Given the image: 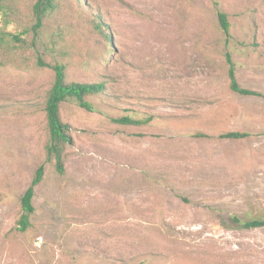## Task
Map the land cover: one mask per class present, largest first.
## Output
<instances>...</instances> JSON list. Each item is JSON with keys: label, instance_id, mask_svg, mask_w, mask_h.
<instances>
[{"label": "rangeland", "instance_id": "obj_1", "mask_svg": "<svg viewBox=\"0 0 264 264\" xmlns=\"http://www.w3.org/2000/svg\"><path fill=\"white\" fill-rule=\"evenodd\" d=\"M15 1L22 22L0 25V264H264V227L232 222L264 218V0H55L23 44L7 34L30 27L34 0ZM226 55L256 95L229 89ZM38 57L67 81L106 83L87 97L95 112L60 106L73 138L62 174L46 161L53 73ZM126 116L150 121L112 122Z\"/></svg>", "mask_w": 264, "mask_h": 264}, {"label": "trees", "instance_id": "obj_2", "mask_svg": "<svg viewBox=\"0 0 264 264\" xmlns=\"http://www.w3.org/2000/svg\"><path fill=\"white\" fill-rule=\"evenodd\" d=\"M55 10V0H34L30 6V27L18 34H7L10 39L16 43H25L22 34L32 32L37 36L38 32L44 26L49 14ZM87 14V13H86ZM92 14V13H91ZM90 23L94 28L100 31L103 36L107 37V33L103 30V23L99 17L94 14L88 15ZM22 22V12L15 0H0V25L8 26L12 24H20ZM218 27L222 33L228 35L230 23L226 13L217 12ZM4 35L0 31V46L4 43ZM110 44V43H109ZM35 46L34 43H31ZM227 79L229 89L240 95H256L255 92L240 87L236 80L235 69L230 60L229 55H226ZM38 67L48 68L53 73V81L46 93L44 99L43 113L45 115L46 127L48 131V141L45 146L46 161L54 160L55 170L57 173H63V156L64 148L72 146L73 138L70 134L71 127L67 122L60 118V106L63 103H73L78 108L87 112H95L92 103L87 101V97L106 96V83L99 82H74L67 81L66 66L60 62H45L38 57L36 60ZM150 118L144 120H135L131 117H120L112 119V122L123 126H134L146 124ZM201 136V135H199ZM251 137L248 132H228L219 136L220 139L240 140ZM44 165H40L34 173V176L29 186L24 191L20 198L21 215L17 222V231L25 232L30 225V216L34 212L32 199L34 197V189L43 178ZM232 222L237 227L242 229H255L264 227V218H249L240 220L237 217H232Z\"/></svg>", "mask_w": 264, "mask_h": 264}]
</instances>
